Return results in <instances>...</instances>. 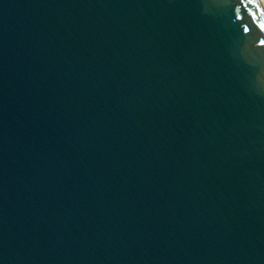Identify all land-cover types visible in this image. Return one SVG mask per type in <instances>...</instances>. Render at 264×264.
<instances>
[{
	"label": "water",
	"instance_id": "1",
	"mask_svg": "<svg viewBox=\"0 0 264 264\" xmlns=\"http://www.w3.org/2000/svg\"><path fill=\"white\" fill-rule=\"evenodd\" d=\"M0 264H264L258 0H0Z\"/></svg>",
	"mask_w": 264,
	"mask_h": 264
},
{
	"label": "bare ground",
	"instance_id": "2",
	"mask_svg": "<svg viewBox=\"0 0 264 264\" xmlns=\"http://www.w3.org/2000/svg\"><path fill=\"white\" fill-rule=\"evenodd\" d=\"M258 2L260 3V5L262 6V8L264 9V0H258Z\"/></svg>",
	"mask_w": 264,
	"mask_h": 264
}]
</instances>
